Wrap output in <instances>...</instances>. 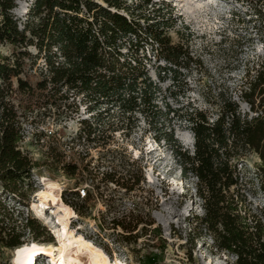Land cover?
Returning <instances> with one entry per match:
<instances>
[{"label": "trees", "instance_id": "16d2710c", "mask_svg": "<svg viewBox=\"0 0 264 264\" xmlns=\"http://www.w3.org/2000/svg\"><path fill=\"white\" fill-rule=\"evenodd\" d=\"M159 2L167 5L165 1ZM153 4L156 3L151 0H139L132 8L127 0H33L28 17L20 25L12 14L16 0H0V179L5 184L13 182L11 197L21 202L23 182L27 180V187H31V169L39 164L19 147L23 130L21 115L9 100L12 78H16L19 91L30 94L35 88L48 89L56 96L41 102L74 106L76 111L77 103L85 105L92 120L82 119L85 126L77 138L84 139L86 144L99 142L104 132L117 130L118 124L133 120L137 113L149 125L159 126L158 130L171 114L182 120L191 133L192 150L184 149L174 138L171 123L154 138L169 144L183 177L195 180V192L204 212L193 216V236L209 233L215 248L233 259L231 264H264V209L260 210L262 214L254 212L244 205L236 191L238 164L248 154L259 157L258 170L264 175V56L252 69L247 68L238 89L255 114L242 112L230 95L223 94L217 111L210 105L193 106L179 114L167 104L162 111L157 102L160 89L148 75L143 62L147 58L139 54V49L150 42V52L160 49L164 60L173 65L179 63L186 51L180 44H171L166 32L170 26L165 18L167 12L151 9ZM260 25L264 29L263 18ZM4 45L12 47L9 52L2 51ZM30 47L35 49L34 53ZM38 60L42 62V79L32 87L22 75ZM115 110L117 114L113 113ZM133 127L130 125L129 131ZM101 143L107 169L101 176L92 174V188L81 197L84 208L73 205L75 211L90 216L89 203L99 199L105 210H99L92 218L101 231L113 229L117 242L131 246L137 254L138 240L145 235L151 247L163 250L162 229L150 216L151 196L140 185L141 166H134L124 148H109L108 140ZM64 166L75 171V165ZM75 194L80 196L77 191ZM125 198L131 201L129 206L119 202ZM27 225L34 240L53 241L35 218L23 224ZM20 227L22 222L3 211L0 245H22L16 231ZM97 238L95 242L109 253L105 241L98 235ZM143 256L149 261L156 259V253L151 251Z\"/></svg>", "mask_w": 264, "mask_h": 264}, {"label": "rangeland", "instance_id": "374dc122", "mask_svg": "<svg viewBox=\"0 0 264 264\" xmlns=\"http://www.w3.org/2000/svg\"><path fill=\"white\" fill-rule=\"evenodd\" d=\"M32 2L16 0L12 14L20 25L28 17ZM138 2L127 0L132 8ZM151 2L156 3L151 9L155 7L167 12L165 18L169 19L170 26L166 32L171 44H180L186 51L181 54L179 63L173 65L164 60V52L160 49L150 52V42L139 49V54L147 58L143 62L148 75L160 89L157 102L162 111L165 104L179 114L193 106L210 105L213 111H217L220 95L223 94L224 97L230 95L242 112L255 114L240 97L238 89L245 80L247 68L252 69L264 56V29L260 25V20L264 19V0H167V5L158 0ZM140 23L143 24L142 21ZM11 48L10 45L1 47L5 53ZM29 50L35 52L33 47ZM26 61L29 63V59ZM40 61L22 75L32 87L42 79ZM169 66L171 69L166 68ZM55 97L48 89L35 88L30 94L19 91L16 89V78H12L9 100L21 115L23 130L19 147L39 164L31 169V187H27V180L23 182L21 202L11 197L13 182L5 184L0 179V215L4 211L17 221L19 213L15 211L16 208L22 209V213L26 208L31 211V203L36 200L35 192L41 187V179L47 186L54 185L56 180L62 188V201L74 211L73 205H81L83 209L82 198L75 192L80 195L83 188L91 189L92 174L99 173L101 176V172L107 169L105 148L101 142L108 140L107 147L124 148L134 166H141L140 185L151 196L150 216L162 229L164 248L160 250L151 247L145 235L138 240L137 254L131 246L117 242L113 229L101 231L92 218L98 215L99 210H105L99 199L89 203L90 216L79 215L75 211L71 227L87 239L91 236L90 240L103 249L95 242L98 240L97 235L102 238L110 252L103 250L112 264H231L233 259L226 252L215 248L209 233L203 232L196 238L193 236V216H201L204 212L201 199L195 192V180L183 177L180 164L169 144L163 139L154 138V135L168 129L171 123L174 126V138L184 149L192 150L193 138L182 120L170 114L168 119L171 120L168 122L167 119L161 124V130H158L159 126L149 125L145 117L137 113L133 120H124V124H118L117 130L104 132L99 142L86 144L84 139L77 137L85 126L82 119L92 120L91 113L81 103L76 104V111L74 106L41 102L47 99L51 101ZM113 113L117 114L116 110ZM130 125L134 127L129 131ZM259 162V157L250 153L238 164L239 184L236 191L244 205L262 214L264 175L258 170ZM67 164L75 165V171L67 170L64 166ZM119 202L126 206L131 204L127 198ZM12 206L15 207L14 212L10 209ZM41 220L37 222L51 234L49 227ZM52 238V242H55L53 235ZM12 250L0 245V264H13ZM150 251L156 253L155 260L141 257ZM41 259L39 264H47L45 256L41 255Z\"/></svg>", "mask_w": 264, "mask_h": 264}, {"label": "bare ground", "instance_id": "6f19581e", "mask_svg": "<svg viewBox=\"0 0 264 264\" xmlns=\"http://www.w3.org/2000/svg\"><path fill=\"white\" fill-rule=\"evenodd\" d=\"M136 152V151H135ZM35 192L36 200L31 203V211L51 230L55 242L29 241L13 248V264H36L41 255L47 264H112L106 252L90 239L71 227V219L76 216L72 207L61 199L62 189L56 180L47 186L43 179Z\"/></svg>", "mask_w": 264, "mask_h": 264}, {"label": "built area", "instance_id": "2783aa9c", "mask_svg": "<svg viewBox=\"0 0 264 264\" xmlns=\"http://www.w3.org/2000/svg\"><path fill=\"white\" fill-rule=\"evenodd\" d=\"M84 194H85V188H83L81 190L80 196L83 197ZM10 209L12 212H14L15 207L12 206V207H10ZM19 210H21V212ZM15 211H17V213H19V216H18L19 219L18 220L20 222H22V227L16 229V231L19 232L21 235L20 239H21L22 243H27L28 241L34 240L33 239V233L31 231V229L29 228V226L27 225L26 227H24L23 224H27L29 218H35L37 220H38V218L35 217L33 212L30 211L28 208H26L24 213H22V209H19V208H16ZM35 241H37V240H35ZM40 260H42V259L38 258L36 264H39Z\"/></svg>", "mask_w": 264, "mask_h": 264}]
</instances>
